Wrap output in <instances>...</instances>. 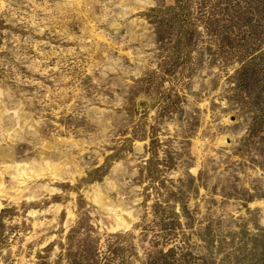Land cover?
Wrapping results in <instances>:
<instances>
[{
    "label": "rangeland",
    "instance_id": "rangeland-1",
    "mask_svg": "<svg viewBox=\"0 0 264 264\" xmlns=\"http://www.w3.org/2000/svg\"><path fill=\"white\" fill-rule=\"evenodd\" d=\"M0 264H264V0H0Z\"/></svg>",
    "mask_w": 264,
    "mask_h": 264
},
{
    "label": "bare ground",
    "instance_id": "bare-ground-1",
    "mask_svg": "<svg viewBox=\"0 0 264 264\" xmlns=\"http://www.w3.org/2000/svg\"><path fill=\"white\" fill-rule=\"evenodd\" d=\"M10 167H13V166H9V168ZM40 171V173L39 174H37L35 171H32L34 174H36L37 176H42L43 174V171L44 170H39ZM19 173H20V171H19ZM24 173H27L28 174V171L27 172H24ZM18 174V173H17ZM23 177V176H22ZM1 186H3V184L1 185ZM6 189V188H5ZM122 221H123V223L125 224V221L122 219Z\"/></svg>",
    "mask_w": 264,
    "mask_h": 264
}]
</instances>
